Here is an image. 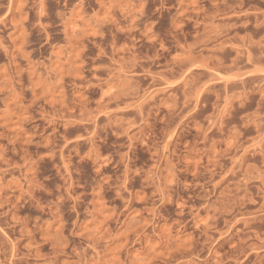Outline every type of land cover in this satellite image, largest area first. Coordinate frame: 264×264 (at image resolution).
Wrapping results in <instances>:
<instances>
[{
	"label": "rangeland",
	"instance_id": "rangeland-1",
	"mask_svg": "<svg viewBox=\"0 0 264 264\" xmlns=\"http://www.w3.org/2000/svg\"><path fill=\"white\" fill-rule=\"evenodd\" d=\"M0 264H264V0H0Z\"/></svg>",
	"mask_w": 264,
	"mask_h": 264
}]
</instances>
